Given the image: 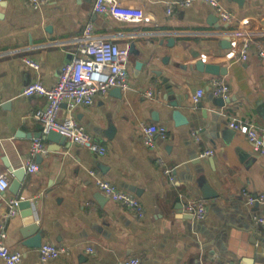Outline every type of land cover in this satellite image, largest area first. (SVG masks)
Here are the masks:
<instances>
[{
  "label": "crops",
  "instance_id": "0c3cea01",
  "mask_svg": "<svg viewBox=\"0 0 264 264\" xmlns=\"http://www.w3.org/2000/svg\"><path fill=\"white\" fill-rule=\"evenodd\" d=\"M174 1L110 0V13L102 15L93 9L95 0H52L39 9L23 0H0V173L11 182L0 192V226L8 232L9 248L23 254L18 264H120L131 256L149 264H240L244 258L264 264V246L252 244L247 229L253 226L264 236V225L254 221L256 215L264 216V204L249 205L244 194L264 193V154L229 126L236 120L264 133V56L259 54L264 48V0H218L233 14L230 22L222 21L206 0L175 5L168 14ZM88 22L96 34L132 50L127 87L120 92L113 87L98 94L92 105L75 110L79 123L106 146L103 156L63 136L45 137L33 114L46 97L22 94L37 79L56 84ZM246 37L249 56L239 61L233 47ZM227 38L232 46L224 48ZM25 56L38 60L40 69L28 66ZM199 59L226 66L228 73L201 72ZM216 77L230 87V102L218 118L213 116L217 96L210 88ZM201 88L205 92L199 107L194 95ZM177 98L189 120L182 125L170 116V102ZM153 110L159 119L152 118ZM203 110L209 112L206 118ZM67 113L64 105L60 116ZM150 123L169 129L166 138L155 136L153 147L143 139V126ZM37 138L46 151L32 157ZM30 162L38 163L39 170L30 171ZM9 164L26 168L18 195L11 191L15 176ZM92 171L138 197L144 216L109 198ZM204 181L218 192L215 201L203 198ZM11 197L31 201L43 243L67 246L71 253L42 262L40 247L25 244L24 210L6 216ZM189 199L205 201L204 219L183 211Z\"/></svg>",
  "mask_w": 264,
  "mask_h": 264
},
{
  "label": "built area",
  "instance_id": "2783aa9c",
  "mask_svg": "<svg viewBox=\"0 0 264 264\" xmlns=\"http://www.w3.org/2000/svg\"><path fill=\"white\" fill-rule=\"evenodd\" d=\"M27 6L35 9L41 8L44 4L52 0H23ZM214 8L220 19L230 22L234 16L227 11L218 0H206ZM193 0H176L169 4L168 14H171L175 5L187 6ZM93 9L96 13L108 15L111 10L110 0H95ZM250 38L246 37L243 41L233 47L237 60H247L250 52ZM259 54L264 56V48H259ZM129 56L130 46L121 44L113 39L106 38L95 33L93 22H88L78 38V46L72 54L70 60L65 62L59 70L58 79L55 85L47 86L40 79L27 84L22 91L25 96H45L47 101L43 107L38 108L33 117L42 125L43 134L47 135L51 131L60 133L71 143L82 146L90 150L97 156H103L107 152L106 146L97 140L86 128L79 123L76 118L75 110L78 106L92 105L98 94H106L113 87H127L129 78ZM24 62L35 70L40 69L38 60L31 56H25ZM210 88L215 96L228 98L230 87L228 83L219 77L212 79ZM201 88L194 95V102L197 103L204 95ZM65 105L68 113L60 116V112ZM229 126L244 133L253 142L257 152L264 154V133H261L254 124L232 120ZM168 127L163 124L150 123L143 126V139L146 144L153 147L155 136L162 138L168 136ZM46 147L40 138L35 139L31 148V156L35 157L39 153H44ZM206 154H213V150H207ZM162 161V160H160ZM39 164L30 162V171L39 170ZM97 186L112 200L130 208L143 217L144 207L138 197L119 189L116 185L104 179L92 171ZM10 180L4 173H0V192H5L10 187ZM249 205L256 203L264 204V193L253 195L244 192ZM21 198L11 197L8 199L7 217H12L19 212ZM183 211L192 215L198 220L207 216V205L202 199H189L183 203ZM256 224L264 225V216L254 217ZM8 232L5 225L0 226V260L6 264H18L22 260V252L11 250L6 244ZM93 252V248H88ZM71 250L67 246L56 245L53 243H43L39 248V256L42 262H49L62 256L69 255ZM120 264H149L140 257L131 256L121 261ZM204 264V263H200Z\"/></svg>",
  "mask_w": 264,
  "mask_h": 264
},
{
  "label": "water",
  "instance_id": "95a60500",
  "mask_svg": "<svg viewBox=\"0 0 264 264\" xmlns=\"http://www.w3.org/2000/svg\"><path fill=\"white\" fill-rule=\"evenodd\" d=\"M238 1L240 2L241 0H238ZM222 41H223L224 48L232 46L231 42L228 38L223 39ZM172 43H173V39H171V45H172ZM130 52H132L131 48H130ZM142 65H143L142 62H138L137 68L141 69ZM196 67L201 72H207L209 74L216 75V76L226 75L228 73V68L226 66H221L219 64H214V63H207V62H204V60H202V59H199L197 61ZM166 79L167 78L164 79L165 82H166ZM116 88H117L116 91L120 92V90H121L120 87H116ZM167 93L169 95H173L174 90L172 88L168 87ZM178 98L176 100H172L170 102V105L174 107V109L170 113V116L175 120L177 125H182V124L188 123L189 120L179 110L178 107L181 106V101ZM229 102H230L229 98H224L222 96H218L215 99V104H216L217 109L214 111V114H213L214 118H216L218 116V114L222 111V109ZM197 106L200 107L201 103L198 102ZM208 113H209L208 110H203L202 116L204 118H206L208 116ZM152 118L153 119H159V112L156 110H153ZM210 125H211V121H208L206 123V126L208 127ZM61 136L62 135L60 133L55 132V131H51L45 137H48L51 140H55V139L57 140ZM43 138H44V135H43ZM65 138L66 137L63 136L62 140H64ZM59 143H60V145L63 144L61 140L59 141ZM199 162H200V159H197L194 163L197 164ZM8 166H9L11 172L15 176V179L12 182L11 191L14 194L18 195L20 193L21 185H22V182H23L25 174H26V168L22 167V168L14 169L10 164ZM197 169L199 171H202L201 167H198ZM200 189L202 191L204 199H213V201H215V199L219 196L218 192L212 191L208 188V185L206 184L205 181L200 185ZM259 206H260L259 203H256L255 207L258 208ZM19 208L24 210L22 212V216L24 217V227L22 229V234L26 239L25 244L29 247H41L43 244L42 230L36 224L34 210L32 208L31 201L29 199L21 198L20 203H19ZM188 216L190 218H193L192 215H190V214H188ZM247 229L251 232L250 242L254 245L260 244L261 246L262 245L264 246V236L257 235L256 234V228H254L253 226L252 227L248 226ZM231 264H233V262ZM240 264H252V261L248 260L247 258H244L242 260V262H240Z\"/></svg>",
  "mask_w": 264,
  "mask_h": 264
}]
</instances>
